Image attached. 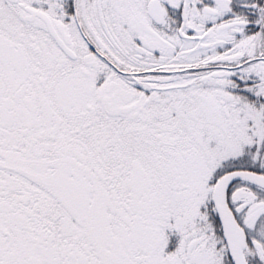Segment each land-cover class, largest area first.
<instances>
[{"label":"snow or ice","instance_id":"1","mask_svg":"<svg viewBox=\"0 0 264 264\" xmlns=\"http://www.w3.org/2000/svg\"><path fill=\"white\" fill-rule=\"evenodd\" d=\"M0 264H264V0H0Z\"/></svg>","mask_w":264,"mask_h":264}]
</instances>
